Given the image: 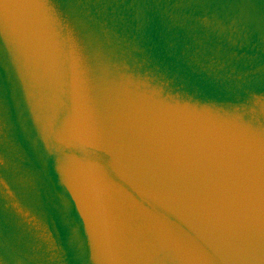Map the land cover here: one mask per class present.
<instances>
[{
  "label": "water",
  "instance_id": "obj_1",
  "mask_svg": "<svg viewBox=\"0 0 264 264\" xmlns=\"http://www.w3.org/2000/svg\"><path fill=\"white\" fill-rule=\"evenodd\" d=\"M0 264H264V0H0Z\"/></svg>",
  "mask_w": 264,
  "mask_h": 264
}]
</instances>
